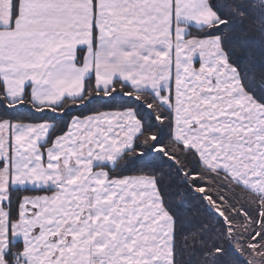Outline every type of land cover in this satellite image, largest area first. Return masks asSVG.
Returning a JSON list of instances; mask_svg holds the SVG:
<instances>
[{"label": "snow or ice", "instance_id": "6c2138e0", "mask_svg": "<svg viewBox=\"0 0 264 264\" xmlns=\"http://www.w3.org/2000/svg\"><path fill=\"white\" fill-rule=\"evenodd\" d=\"M257 6L0 0V264H167L170 145L264 164V109L240 100L264 105V19L234 18Z\"/></svg>", "mask_w": 264, "mask_h": 264}, {"label": "trees", "instance_id": "16d2710c", "mask_svg": "<svg viewBox=\"0 0 264 264\" xmlns=\"http://www.w3.org/2000/svg\"><path fill=\"white\" fill-rule=\"evenodd\" d=\"M234 18L243 21L237 23L239 30L249 37L259 36L257 21L264 17L258 6L251 15ZM187 147L170 145L178 158L169 159L183 177L176 175L175 168L163 169L164 184L180 192L171 205L177 215L171 264H264V194L252 192L224 172L207 167L197 152L185 155Z\"/></svg>", "mask_w": 264, "mask_h": 264}, {"label": "crops", "instance_id": "0c3cea01", "mask_svg": "<svg viewBox=\"0 0 264 264\" xmlns=\"http://www.w3.org/2000/svg\"><path fill=\"white\" fill-rule=\"evenodd\" d=\"M169 10L170 8L162 9L157 19V23L152 26L155 31H160L162 29L165 38H167L168 27L163 21L168 15ZM208 12L209 9L205 8L204 14H208ZM83 14L90 17V9L85 11ZM184 28L187 29V25H184ZM164 55H167V51H165ZM166 74L167 73H165V75ZM240 100L248 104V108L244 109L245 111L253 109L254 105L255 108L264 109V105H260L255 100H253L252 103H248V100L244 99L243 96H241ZM236 103H240V101H236ZM248 131H251V129ZM245 135H247V133H245ZM191 142V138H189V140L184 143L186 146H188V144ZM202 144V141H198L193 144V147L199 149V151H197V155L204 165L211 169H217L224 172L234 181L243 185L252 192L264 194V171L261 170L264 168V164H261L260 167H257L255 157H252L250 160L249 156L246 155V153L251 152L255 146H253V149H231L226 147L225 153L223 154L219 152V149H217L216 153L208 154V149L204 148ZM221 155L223 158L218 159L217 157ZM161 212L162 216L160 218L164 220L163 232L165 234L166 240V251L168 249L167 253H170L172 248L171 237L173 232V220L172 217L167 214V212L163 211V209H161Z\"/></svg>", "mask_w": 264, "mask_h": 264}, {"label": "rangeland", "instance_id": "374dc122", "mask_svg": "<svg viewBox=\"0 0 264 264\" xmlns=\"http://www.w3.org/2000/svg\"><path fill=\"white\" fill-rule=\"evenodd\" d=\"M168 252V249H167ZM167 264H171V252L167 253Z\"/></svg>", "mask_w": 264, "mask_h": 264}]
</instances>
